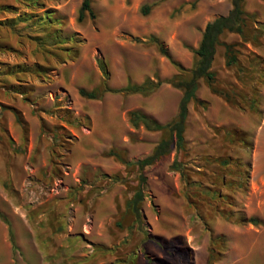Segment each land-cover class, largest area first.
Instances as JSON below:
<instances>
[{"label": "rangeland", "instance_id": "rangeland-1", "mask_svg": "<svg viewBox=\"0 0 264 264\" xmlns=\"http://www.w3.org/2000/svg\"><path fill=\"white\" fill-rule=\"evenodd\" d=\"M81 2L44 0L33 12L0 0L16 8L0 5V264H207L209 253L213 264H264V0L243 2L254 14L246 39L222 34L237 44L238 62L226 66L216 48V92L198 80L195 97L207 106L189 102L186 148L142 174L124 161L149 155L164 135L133 127L128 112L175 117L182 93L167 80L181 71L171 60L194 67L206 22L228 13L231 0H90L93 16L78 21ZM47 8L74 38L59 44L77 49L74 57L38 49L58 26L40 23ZM17 66L19 82L8 73ZM37 66H48V77L31 74ZM146 79L162 83L147 95L78 92Z\"/></svg>", "mask_w": 264, "mask_h": 264}, {"label": "trees", "instance_id": "trees-1", "mask_svg": "<svg viewBox=\"0 0 264 264\" xmlns=\"http://www.w3.org/2000/svg\"><path fill=\"white\" fill-rule=\"evenodd\" d=\"M15 1L33 12H35L38 8L44 7V0ZM243 2L244 0H231L232 7L228 11V13L217 15L212 20L206 22L202 31L200 42L198 46L193 50L197 58L194 67L186 70L179 63L171 60L172 64H174L178 68V70L183 73H189L188 75H183V73L180 72L173 75L167 80L168 83H170L173 87L181 90L182 93L179 100L177 113L174 118L162 123L138 109L128 112L129 122L133 127L137 128L142 125L150 131H161L164 136L154 146L152 152L149 155L132 163L124 161L125 164H134L142 174L146 166L154 164L163 155L170 153L173 148H175L176 151L184 150L186 148L184 131L188 113V104L191 100H194L203 108L207 106V102L205 100H200L195 97V92L199 85L198 80L200 78H203L206 85L210 89L215 90L213 83L215 82L216 72L211 69V65L214 59L216 48L218 46H222L224 48V58L226 66L231 67L238 62V50L236 49L237 44L234 42H225L221 39V36L224 32H235L246 39L245 27L248 26L249 19H253L254 14L247 12L243 8ZM0 5L1 9L3 10L16 9L15 5L9 3ZM2 5H4V7ZM148 9L149 7L145 5L142 7V12L146 13ZM86 11H88V13L93 16V11L90 6V0H82L81 5L78 9V21H82L84 19ZM54 14L55 13L53 9L47 8L44 11L43 16L40 15V23L47 25V27L49 25L51 26L52 24H56L58 26L54 27L53 31H51L50 33L46 32L45 38L43 36L42 38H40L38 49L45 55V57H58L62 60L65 59L64 57L72 58L77 54V49L72 48L71 50H66L65 48L63 49L62 47H60L59 44L68 40H71L70 42H72L74 38L71 36H64L61 33L59 26L62 24V20H60ZM26 16L27 13L23 11L21 15L18 16V20L25 21L27 19ZM150 40L157 45L161 54L170 59L168 50L164 47V44L158 38L151 36ZM74 41L77 44L78 40ZM136 41L142 40L136 39ZM98 64L106 80L108 78V70L106 64L102 60H99ZM47 67L37 66L36 68L30 70V73L35 74L37 77L45 79V77H48L46 75V72L48 70ZM21 70H23L24 72V68H18V66L12 67L8 73L9 75H15L19 82L22 79V76L19 75ZM105 80L101 87L98 86L90 90L79 88L78 92L82 97H85L87 99H99L103 95V93L107 91L114 93L121 92L125 95L131 93H142L147 95L154 91L162 83L160 80L154 82L150 79H146L140 84L128 83L123 88L111 89L105 84ZM18 92L22 93V90H18ZM108 153L109 155H114L120 159L119 155L113 150H109ZM222 161L226 164L228 163L227 160L223 159ZM171 165L173 168L179 170L180 174L183 175V165L180 161L174 158ZM139 176V178L142 180L143 177L141 175ZM128 204L130 205L131 201H128ZM245 220L253 224H257L259 222L258 218H256L255 216H250ZM213 258L214 254L209 253L207 264H213Z\"/></svg>", "mask_w": 264, "mask_h": 264}]
</instances>
